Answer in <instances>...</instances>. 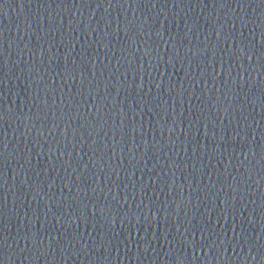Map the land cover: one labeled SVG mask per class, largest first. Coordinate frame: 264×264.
Returning a JSON list of instances; mask_svg holds the SVG:
<instances>
[{
	"label": "water",
	"instance_id": "obj_1",
	"mask_svg": "<svg viewBox=\"0 0 264 264\" xmlns=\"http://www.w3.org/2000/svg\"><path fill=\"white\" fill-rule=\"evenodd\" d=\"M0 264H264V0H0Z\"/></svg>",
	"mask_w": 264,
	"mask_h": 264
}]
</instances>
